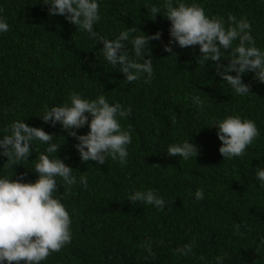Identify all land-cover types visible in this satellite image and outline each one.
<instances>
[{
    "label": "trees",
    "instance_id": "1",
    "mask_svg": "<svg viewBox=\"0 0 264 264\" xmlns=\"http://www.w3.org/2000/svg\"><path fill=\"white\" fill-rule=\"evenodd\" d=\"M154 2L99 0L101 19L94 28L102 35L111 38L125 28L161 32L160 40L149 42L152 79L142 75L129 82L100 54L102 42L63 15H50L42 0H0V16L9 23L0 33V135L15 119L42 127L53 134L57 155L78 181L67 188L57 178L54 195L69 211L71 240L41 264H216L217 256L223 264H264V187L255 177L256 168L264 167V82L244 73L250 92L236 94L216 72V61L199 57L198 45L174 44L166 51L170 22L162 13L151 17L146 5ZM199 3L206 14L225 21L229 13L246 17L257 46L264 48V0ZM221 51L226 64L228 50ZM72 91L88 98L102 93L131 109L120 118L131 135L125 163L111 157L103 164L81 161L75 138L59 122L42 119L46 107L63 103ZM226 114L250 118L259 129L243 156L228 159L218 151L222 142L212 123ZM87 130L85 124L76 131ZM186 139L197 146L196 156L184 160L167 153V145ZM45 146L34 141L28 160L12 167L0 156V175L15 179L24 173V180H35L32 166ZM80 175L87 176V187ZM148 187L163 195V209L127 198ZM197 188L204 190L203 199L195 198ZM148 238L153 255L143 247ZM193 239L189 255L174 253Z\"/></svg>",
    "mask_w": 264,
    "mask_h": 264
},
{
    "label": "clouds",
    "instance_id": "2",
    "mask_svg": "<svg viewBox=\"0 0 264 264\" xmlns=\"http://www.w3.org/2000/svg\"><path fill=\"white\" fill-rule=\"evenodd\" d=\"M42 3L47 5L50 15H63L90 37L102 42L100 54L109 65L119 66L126 81L137 80L142 75L145 81L152 79L149 42L161 39L160 30L146 34L140 29L137 32L136 28H125L109 38L94 28L101 19L99 0H42ZM146 6L150 8L152 18L162 13L170 22L169 39L163 44L166 51L172 52L174 44L182 48L198 45L199 57L204 61H216V72L236 94L250 92V84L242 79L244 73L251 72L254 78L264 82V48L257 46L251 34V23L246 17L237 19L229 13L225 21L223 16H210L199 0H157ZM8 29V21L0 16V33ZM222 49L228 50L226 64L220 62L224 56ZM193 100L198 107L203 106L199 95ZM130 111L119 102L110 103L102 93L88 98L72 91L63 103L46 107L42 119L53 125L59 122L75 138L74 147L81 161L103 164L106 158L111 157L125 163L131 135L129 129L122 126L120 118ZM85 124L88 130L78 133L76 130ZM212 124L222 142L218 151L223 158L243 156L246 147L260 134L254 120L238 114H226ZM6 133L0 135V156L7 157L5 167L28 160L34 141L46 146L32 166L38 173L35 180H24V173L15 179L11 178L12 174L0 175V264H41L51 252L59 251L71 240L69 211L60 196L54 193L57 192V178L70 188L78 182L77 177L73 168L57 155L59 143L54 141L52 133L26 123L24 119L13 120ZM165 148L169 155L178 154L184 160L197 155V146L190 139L171 143ZM255 177L264 187V167L256 168ZM87 182V176H79V183L84 187H87ZM194 195L198 200L203 199L204 190L197 188ZM127 198L157 209H163L165 205L163 195L151 187L135 189ZM194 244L195 239L173 251L186 256L192 252ZM143 247L153 255L151 238L143 243ZM223 259L217 256L216 264H223Z\"/></svg>",
    "mask_w": 264,
    "mask_h": 264
}]
</instances>
